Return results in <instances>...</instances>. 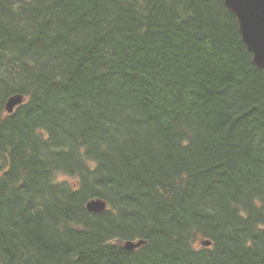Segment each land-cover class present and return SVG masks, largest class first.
<instances>
[{"label": "trees", "instance_id": "1", "mask_svg": "<svg viewBox=\"0 0 264 264\" xmlns=\"http://www.w3.org/2000/svg\"><path fill=\"white\" fill-rule=\"evenodd\" d=\"M0 264H264V72L224 0H0Z\"/></svg>", "mask_w": 264, "mask_h": 264}, {"label": "water", "instance_id": "2", "mask_svg": "<svg viewBox=\"0 0 264 264\" xmlns=\"http://www.w3.org/2000/svg\"><path fill=\"white\" fill-rule=\"evenodd\" d=\"M226 7L236 16L239 30L248 50L253 54L254 65L264 72V0H224ZM25 101L24 96L15 95L6 104V111L14 113L15 109ZM105 203L95 201L88 205L92 212H102ZM145 242L134 244L129 242L127 250H135Z\"/></svg>", "mask_w": 264, "mask_h": 264}, {"label": "rangeland", "instance_id": "3", "mask_svg": "<svg viewBox=\"0 0 264 264\" xmlns=\"http://www.w3.org/2000/svg\"><path fill=\"white\" fill-rule=\"evenodd\" d=\"M88 167L90 170L94 169V164H91L90 162H88ZM60 180H65V181H69V182H73L76 178L75 177H71V176H67L66 174H61L59 177ZM108 208H106L105 212L107 211Z\"/></svg>", "mask_w": 264, "mask_h": 264}]
</instances>
